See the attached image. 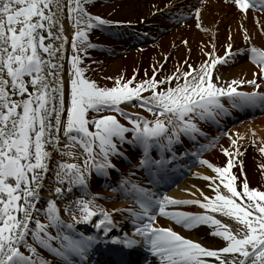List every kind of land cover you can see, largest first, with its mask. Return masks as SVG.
Listing matches in <instances>:
<instances>
[{
	"label": "snow or ice",
	"instance_id": "snow-or-ice-1",
	"mask_svg": "<svg viewBox=\"0 0 264 264\" xmlns=\"http://www.w3.org/2000/svg\"><path fill=\"white\" fill-rule=\"evenodd\" d=\"M90 2L0 0V264H54L53 260L41 255L35 245L51 253L56 264H91L89 254L98 241L111 240L132 248L141 243L137 236L142 238L150 256L159 258L160 264H264V190L250 186L243 163L237 160L241 155L238 139L242 134L232 137L224 133L230 135L231 147L220 146L228 157L223 166L201 156L203 151L216 146L218 137H212L207 144L196 145L192 155L216 173L215 176L194 173L211 182L208 184L214 190L211 197L201 190L203 199H178L167 193H155L122 177L112 190L122 192L125 198L131 197L137 208L111 211L130 213L132 235L127 232L108 235L110 228L117 224L110 212L97 203L99 194L88 187L92 169L107 176L108 168H116L110 157L124 156L122 146L125 142L142 149L140 163L134 167H145L155 184L157 180L167 179L159 173L167 160L176 158L172 146L179 143L180 133L193 140L195 133L206 136L195 117L218 124L217 116L230 115L231 109H259L264 113V90H261L264 86V48L250 44L247 49L249 58L257 65L251 79L222 80L214 69L232 53L216 55L213 46V51L206 53L209 59L199 64L185 61L186 67L177 64L171 72L154 65L151 75L146 73L143 79H137L134 71L128 78L108 77L115 81L111 87L100 86L85 75L87 68L81 66V53L88 55L86 49L98 47L90 41L87 32L93 27L131 21L111 20L94 14L86 7ZM234 3L245 11L250 6L254 10H264V0H234ZM201 7L193 9L198 27ZM65 11L74 29L71 37L64 32ZM256 22L258 25L264 23L259 19ZM241 28L245 41H250L248 30L243 25ZM69 41L72 54L67 56L66 85L63 73L65 45ZM227 48L231 50L230 43ZM241 85H251V90ZM225 98L227 105L223 103ZM122 103L146 108L155 119L128 111ZM89 110L118 112L131 127L122 124L115 115L89 116ZM173 119L177 121L175 125ZM129 132L130 137L125 135ZM252 132L255 136L254 129ZM61 133L67 140L63 145ZM76 143L86 154L83 163L57 160L52 175L57 186L51 191L58 197L71 193L74 186L82 193L64 205V211L72 216V221L67 222L60 216L54 199H46L42 208L37 207V203L42 199L40 190L44 187L53 152L73 156L75 153L70 149ZM94 146L99 148L98 153ZM153 147L161 153V159L152 158L150 150ZM165 149L172 152L166 159L163 157ZM259 151L264 154V140ZM237 163L240 164L239 176L232 170ZM259 167L264 176V164ZM188 204L200 205L206 211L193 213L170 207ZM33 213H42L47 222ZM211 213L233 218L240 225L239 231L234 232ZM97 214L99 218L93 222ZM158 215L169 217L185 228L201 223L214 226L212 234L221 237L225 244L213 248L186 238L171 227L157 224ZM77 223H91L98 231L85 234L77 229ZM49 227L56 229L55 235L48 231ZM21 245L27 249V254L21 250ZM144 264H151V260L146 258Z\"/></svg>",
	"mask_w": 264,
	"mask_h": 264
},
{
	"label": "bare ground",
	"instance_id": "bare-ground-1",
	"mask_svg": "<svg viewBox=\"0 0 264 264\" xmlns=\"http://www.w3.org/2000/svg\"><path fill=\"white\" fill-rule=\"evenodd\" d=\"M91 3L90 12L94 14L105 15L111 20L131 21L132 23H136L137 26L140 25L139 29L143 32L147 28L152 29L148 34H144L145 36H152V40L139 43L138 40L140 39L137 38L126 41L122 38V42H116V35H120L117 31H112V35H108L109 37L94 34L95 42H99L97 44L98 47L95 50L90 49L91 53L88 56L93 65L104 69V77L122 75L128 78L132 77L135 71L137 79H143L146 73L148 76L151 75L154 65L158 68L162 67L164 72H171L175 70L177 64L186 67L185 61L199 64L201 61L208 60L209 57L206 53L212 52L214 46L216 55L223 56L227 51H231L232 53L230 57L225 58V62H218L214 71H218L219 75L225 80L236 77L251 79L257 65L249 58L250 54L242 55L237 50L244 49L245 51L250 44L264 48V31H262L264 23L258 25L256 22L257 19L264 22V13L249 10L240 11L232 4L231 0H203L202 7L201 0H92ZM196 7H201L199 17L200 27L197 26V18L193 12V9ZM161 9L165 10L169 17L157 21L153 17L155 12ZM178 15H187V18L179 20L177 18ZM241 25L248 30L251 38L250 41H245ZM63 27L65 35L71 37L74 29L71 23L67 21L66 13ZM229 36H231L230 39ZM229 43L232 46L231 50L227 48ZM69 45L71 46L70 41L65 45V57ZM165 54H167L166 59ZM65 62L66 59L64 61L63 76L67 85L68 76L66 74ZM240 87L251 90V85H241ZM121 106L128 111H132L131 106L127 103H122ZM253 129L255 130V136H253ZM228 133L232 137H236L238 133L242 134V137L238 139V145L241 154L243 151L246 152V167L243 168V171L248 181L250 183H259L261 180H264L261 168L259 167L260 157L264 156L259 151L261 141L264 140V115L252 122L244 121L234 128H229ZM230 135L219 137L216 146L206 154V159L217 165L224 164L228 157L221 151L220 146L231 147ZM256 137L259 139H256ZM253 139L255 143L252 142ZM65 143H67L66 138L61 136V145ZM71 150L77 156L75 162L82 164L86 155L83 154V148L76 143ZM110 159L113 164H118L117 166L120 169H125L123 172L128 173L130 171L136 175L137 172L131 170L130 166L122 167L124 163L120 157L111 156ZM57 160H62V155L60 152L54 151L49 162L50 167L44 180V187L40 190L42 199L37 203V207L48 198L54 199L59 207L60 216L65 221L70 222L72 216L69 212L64 211V205L82 193L78 187L75 189V186L72 188L71 193L66 192L63 198L58 197L54 191H51V189L57 186L56 182L52 179V175L56 171ZM239 169H237L238 176L240 175ZM107 171L109 175L114 174L110 168ZM195 172L203 173L205 176L216 175L211 168L201 163H196L189 169V173L184 176L185 178L168 192V195L178 199H203V196L200 194L202 190L209 197L213 196L214 190L208 187V184L211 182L203 177L195 176ZM96 175L97 172L95 169H92L88 180V187L91 192L99 194L96 198L97 203L107 209L114 217L119 219L125 217L129 213L128 211L113 212L111 210L114 208H134L132 198H125L122 192H112L109 186L105 187L106 184H113L115 182L114 177H120V175H113L111 180L105 179V181ZM101 183L105 185L100 187ZM63 187L66 189L67 183ZM184 189H190V191H184ZM84 198L89 199L88 196ZM170 207H177L180 210L193 213L206 211L196 204ZM211 214L216 215L224 224H227L232 219L220 213ZM156 223L161 226L171 227L186 238L200 242L207 247L218 248L225 244V241L221 237L212 234L214 226L201 223L192 228H185L182 224L177 223L171 218L161 215L157 216ZM32 226L34 227V223ZM48 231L53 235L56 233L55 229L51 227H49ZM35 246L41 255L49 260H53L54 264H56V258L51 253L39 245ZM21 249H24L23 245H21ZM203 259L214 260L215 258L204 257Z\"/></svg>",
	"mask_w": 264,
	"mask_h": 264
},
{
	"label": "rangeland",
	"instance_id": "rangeland-1",
	"mask_svg": "<svg viewBox=\"0 0 264 264\" xmlns=\"http://www.w3.org/2000/svg\"><path fill=\"white\" fill-rule=\"evenodd\" d=\"M86 7L89 9L91 7V2L89 4H87ZM65 13L67 15V12L66 11H65ZM101 16L104 17V18H106V19H108L105 15H101ZM91 32H92V29H90L88 31V34L87 35H89V33H91ZM86 51L88 53V49H86ZM81 55L83 56V62L81 64V66L87 68V71L85 72V75L88 78L94 79L97 82V84L100 85V86H109V87H111L114 84V82H115L114 79H108V77L115 78L114 76L109 75L108 77H104V75H103L104 72H105L104 69H101L99 66L93 65L92 62L89 60V56L88 55H84V53H81ZM65 67L68 69V65H66ZM136 109H140V108H137L136 107ZM143 112H145L147 115H149L151 117H154L155 116L153 113L147 111V109L146 110H143ZM107 114L108 113H105V112H98V113L97 112H94V113H89V116H92V115H107ZM66 157H67V155L64 158L66 159ZM240 158H241V161L243 163V168H245L246 167V163H245L246 152H243V155ZM75 159H76V157H75ZM237 160L240 161L239 156L237 157ZM223 165H220V166H223ZM239 165H240L239 163L234 164L232 170L235 171V173H236V170L238 168H240ZM237 174H238V172H237ZM249 184H250V186H255V187L260 188L261 190H264V180H261L259 183L258 182L257 183H250L249 182ZM232 227H233L234 230H236V232H238L239 229H240V225H239V223L237 221H235L232 224Z\"/></svg>",
	"mask_w": 264,
	"mask_h": 264
}]
</instances>
